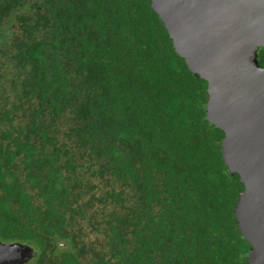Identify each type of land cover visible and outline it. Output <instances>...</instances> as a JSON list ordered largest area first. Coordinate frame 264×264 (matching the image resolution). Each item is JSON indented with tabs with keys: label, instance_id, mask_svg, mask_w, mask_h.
<instances>
[{
	"label": "trees",
	"instance_id": "1",
	"mask_svg": "<svg viewBox=\"0 0 264 264\" xmlns=\"http://www.w3.org/2000/svg\"><path fill=\"white\" fill-rule=\"evenodd\" d=\"M208 100L151 0H0V241L30 264H248Z\"/></svg>",
	"mask_w": 264,
	"mask_h": 264
},
{
	"label": "water",
	"instance_id": "2",
	"mask_svg": "<svg viewBox=\"0 0 264 264\" xmlns=\"http://www.w3.org/2000/svg\"><path fill=\"white\" fill-rule=\"evenodd\" d=\"M176 52L208 83V120L225 133L224 161L244 185L234 215L264 264V0H151ZM30 245L0 241V264H30Z\"/></svg>",
	"mask_w": 264,
	"mask_h": 264
}]
</instances>
